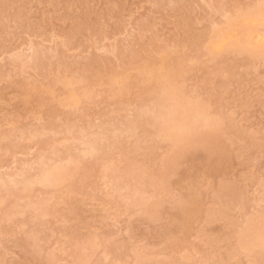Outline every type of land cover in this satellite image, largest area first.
<instances>
[{
  "label": "rangeland",
  "instance_id": "1",
  "mask_svg": "<svg viewBox=\"0 0 264 264\" xmlns=\"http://www.w3.org/2000/svg\"><path fill=\"white\" fill-rule=\"evenodd\" d=\"M0 264H264V0H0Z\"/></svg>",
  "mask_w": 264,
  "mask_h": 264
}]
</instances>
